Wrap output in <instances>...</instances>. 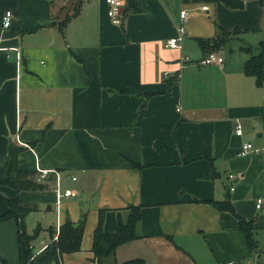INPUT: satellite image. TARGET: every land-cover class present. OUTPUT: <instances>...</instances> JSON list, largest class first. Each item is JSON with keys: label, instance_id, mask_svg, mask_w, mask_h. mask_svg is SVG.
Segmentation results:
<instances>
[{"label": "crops", "instance_id": "0c3cea01", "mask_svg": "<svg viewBox=\"0 0 264 264\" xmlns=\"http://www.w3.org/2000/svg\"><path fill=\"white\" fill-rule=\"evenodd\" d=\"M67 2L0 0V160L11 142L25 146L19 168L38 184L0 185V194L35 206L25 216L29 235L41 228L32 252L51 243L50 228L86 213L81 249L60 264H95L100 220L113 233L133 204L141 206V237L119 246V263L264 264V83L244 72L250 54L242 49L264 40V1L232 9L223 0H139L136 12L126 0L115 24L105 0H83L62 32ZM181 25V47L166 46ZM219 26L243 29V54L225 58L221 48L213 53L223 64L203 65L212 54L198 38ZM246 142L259 151L241 155ZM41 169L50 172L39 180ZM58 188L75 193L59 199ZM227 198L254 222L256 249L236 216L211 203ZM9 209L0 199V215ZM18 220L0 222L9 264L21 261Z\"/></svg>", "mask_w": 264, "mask_h": 264}, {"label": "trees", "instance_id": "16d2710c", "mask_svg": "<svg viewBox=\"0 0 264 264\" xmlns=\"http://www.w3.org/2000/svg\"><path fill=\"white\" fill-rule=\"evenodd\" d=\"M76 0H73V2ZM264 0H260L263 2ZM225 5L232 9L244 7V0H223ZM83 0H77L72 15H65L64 19L59 22L62 32L65 31L68 22L72 17L80 13ZM132 9L136 12L141 10L139 0H127V10ZM219 32L211 38H198V42L204 51L213 52L224 48L230 41L235 38L243 29L235 26L233 29H227L219 26ZM242 49L250 54V57L244 63V72L247 75L254 76L258 85L264 83V40L260 41L258 46H243ZM257 50V54H254ZM25 146L10 143L9 153L4 163L0 160V185H7L20 191L23 189H35L38 187L37 182L32 178V173L20 170V154ZM133 167H142L133 163ZM10 209L8 212L0 215V222L10 217H17L19 227V246H20V264H60L61 257L65 253L79 251L82 246L83 234L86 224V213L82 215L77 223L67 220L62 224L59 230L50 228L51 243L40 253L35 255L32 252L31 241L37 236L41 228L35 230L34 235H29L26 231L25 216L34 209L35 206L25 205L21 200L16 198H6L0 194ZM219 210H227L233 213L238 219L239 227L245 232L250 247L254 250L257 247V241L254 238V222L241 216L233 206L230 198L222 201L211 202ZM125 215L119 213V221L115 232H106L103 227V221L100 220L94 235L93 247L95 264H146L145 259L141 257L131 258L118 262L116 253L119 246L141 237L138 227L141 221L142 212L140 205L130 204L125 208ZM0 264H9L7 260L0 255ZM263 264V263H258Z\"/></svg>", "mask_w": 264, "mask_h": 264}, {"label": "built area", "instance_id": "2783aa9c", "mask_svg": "<svg viewBox=\"0 0 264 264\" xmlns=\"http://www.w3.org/2000/svg\"><path fill=\"white\" fill-rule=\"evenodd\" d=\"M106 4L108 5V15L109 17L112 19L113 23L115 24H121L122 23V15H123V8L125 6L126 0H105ZM203 9L207 10L208 6H203ZM189 17V13L186 10L181 11V18H182V22L187 21ZM13 20V11L8 9L6 10L4 16H3V25L4 27H9L12 23ZM183 35H184V27L183 25H181L179 27V35L177 37H173L167 40L166 42V46L170 47V48H180L181 47V42L183 39ZM201 64L203 65H209V64H218L221 65L223 64V57L219 56V55H208L206 57L203 58V60L200 61ZM242 127L239 124L237 126V133L238 134H242ZM252 151H259V148H256L251 142H246L243 144L242 149H241V155H246ZM50 170L48 169H41L39 170V175H38V179L42 180L43 178H45L48 174H49ZM235 175L234 174H230V178H234ZM76 178V177H74ZM75 192L73 189L71 188H67L64 192H62L59 188H58V197L59 199L62 198L63 196H69V195H73ZM264 201V197L258 198L257 200V207L261 208L262 204Z\"/></svg>", "mask_w": 264, "mask_h": 264}, {"label": "rangeland", "instance_id": "374dc122", "mask_svg": "<svg viewBox=\"0 0 264 264\" xmlns=\"http://www.w3.org/2000/svg\"><path fill=\"white\" fill-rule=\"evenodd\" d=\"M76 2H77V0L72 2V3L67 2V4H65V6L61 9L62 13H64V11H65V15L66 14L72 15L74 12ZM242 37L243 36L240 35L239 37L233 38L227 46H225L224 48L221 49V55L226 58L230 55L237 56V55L243 54L242 50H241V46H243V43H242L243 40H241ZM257 53H258L257 50H254V54H257ZM28 232H32V231L28 230Z\"/></svg>", "mask_w": 264, "mask_h": 264}]
</instances>
